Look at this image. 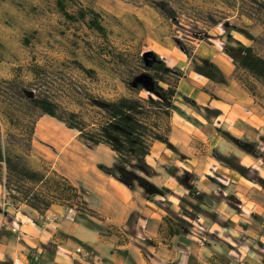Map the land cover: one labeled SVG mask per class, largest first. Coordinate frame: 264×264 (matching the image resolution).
<instances>
[{"label": "crops", "instance_id": "crops-1", "mask_svg": "<svg viewBox=\"0 0 264 264\" xmlns=\"http://www.w3.org/2000/svg\"><path fill=\"white\" fill-rule=\"evenodd\" d=\"M220 40L222 47L200 41L194 56L215 64L225 87L195 74L176 45L152 50L171 68L190 72L184 70L179 86L189 101L177 102L184 115L170 120L169 144H153L128 187L100 170L116 169L114 152L88 149L76 138L72 146L82 160L63 164L62 175L95 216L61 205L44 215L25 205L5 211L0 205V264L15 258L30 264H264V117L258 111L264 109L233 79L235 64ZM225 134L258 145L259 152L241 149ZM79 248L88 255L77 254Z\"/></svg>", "mask_w": 264, "mask_h": 264}, {"label": "trees", "instance_id": "trees-1", "mask_svg": "<svg viewBox=\"0 0 264 264\" xmlns=\"http://www.w3.org/2000/svg\"><path fill=\"white\" fill-rule=\"evenodd\" d=\"M80 0H55L57 13L70 24H83L95 33L99 45L96 50L100 63L86 68L73 61L75 70H80L89 80L97 77L98 71L116 77L125 87L126 94L107 100L96 96L88 87H80L64 78L54 76L52 70H39L33 74V83L29 91L24 82L9 83L8 88L0 91V105L4 108V117L8 129L0 135V185L3 187L8 207L25 205L40 215L46 214L54 205H61L81 214L95 216L82 193L71 181L54 170L45 161L36 165L33 160V142L36 123L42 116H48L77 132V139L88 149L106 146L117 156V167L126 171L129 166L139 165L150 155L156 142L169 144L170 120L175 113L184 115L178 107L180 82L185 71L171 68L155 52L119 50L111 42V31L107 26L108 17L92 7L94 0H87V6ZM132 5L147 6L156 11L165 20L177 23L179 10L172 0H126ZM227 10H234L241 18H247L260 25V12L264 13L263 0H220ZM78 4L79 6H75ZM75 7L74 12L71 8ZM202 24L204 32L196 39H206L208 31L220 23L208 13L196 20ZM252 42L250 46L237 43V48L226 52L235 64L233 79L254 98L264 109V54L256 47L260 39L254 38L246 30L232 28ZM233 40L231 34H227ZM195 41V42H196ZM175 45L187 56L192 71L219 86H228V81L220 69L204 59H195L194 41L186 46L180 40ZM95 65V64H94ZM81 98L75 102V110L64 107V100ZM189 101L188 99L184 98ZM230 141L243 150H249L248 144L229 134ZM254 154V152H253ZM215 157L241 175L245 169L233 158L224 157L215 152ZM104 173L115 177L130 187L121 175L114 170L100 166ZM122 172V173H123Z\"/></svg>", "mask_w": 264, "mask_h": 264}, {"label": "rangeland", "instance_id": "rangeland-1", "mask_svg": "<svg viewBox=\"0 0 264 264\" xmlns=\"http://www.w3.org/2000/svg\"><path fill=\"white\" fill-rule=\"evenodd\" d=\"M172 1L176 2L179 10V18L175 24L165 20L147 6L132 5L126 0H94L92 7L109 16L107 26L112 32L110 40L119 50L133 53L141 49L145 52L152 50L159 52L160 44L175 45L176 39L186 46H191L190 42L194 41L193 46L198 48L200 42L196 39L202 35L204 29L202 24L196 23V20L201 14L208 13L220 24L212 31H208L205 44H218L222 47L220 39H224L223 48L228 50L237 48L239 40L244 39L243 45H251V41L232 30L236 27L260 39L256 47L264 54V13L260 12V25H257L247 18L239 17L234 10H226L220 0ZM87 2V0H80L78 3L87 6ZM73 9L75 10V7H72L70 11L74 12ZM227 34H231L233 40H230ZM100 43L102 41L99 37L90 32L85 25L67 23L57 13L55 0H0V91L8 88L9 83L14 81L18 84L24 82L26 88L30 92L33 91V88L29 86L33 83V74L39 70L38 68H44L47 71L52 70L54 76L64 78L67 84L72 81L77 86L88 87L94 95L107 100L125 95V87L116 77L106 75L99 70L97 77L89 80L85 74L73 67V61L80 62L88 69L99 64L96 50H91V47ZM194 58L200 59L197 55ZM184 70L189 75V70ZM184 98L183 94L178 98L179 106L186 103L187 100ZM63 102L64 107L75 110L74 103L82 102V99H66ZM258 111L260 117H264V110L260 108ZM4 115V108L0 105L1 136L6 134L9 126ZM76 136V132H69L65 125L57 120L48 116L40 117L36 123L33 142L34 163L40 165V160L45 161L62 174L64 165L58 164L59 154L56 153V145L62 141L74 142L77 140ZM262 138L263 136L260 135V156L264 158ZM241 141L244 142V140ZM247 146L252 153L259 152L258 145L256 147V144L249 143ZM63 161L66 165L73 162L66 158H63ZM134 166L136 165H132L128 171L123 172L120 169H114V171L125 181L135 183L138 179L136 174L139 171L137 166ZM4 196L2 200L0 198V205L5 211L8 206L5 207L3 204ZM201 235L208 234L203 232Z\"/></svg>", "mask_w": 264, "mask_h": 264}, {"label": "bare ground", "instance_id": "bare-ground-1", "mask_svg": "<svg viewBox=\"0 0 264 264\" xmlns=\"http://www.w3.org/2000/svg\"><path fill=\"white\" fill-rule=\"evenodd\" d=\"M50 148H51V146H50ZM50 150H52V149H50ZM56 150H57L56 153L59 154L58 159H59L60 163H62L64 165H66V162L63 161V158L64 159L65 158L70 159L73 162H78V161L82 160V155H81L80 151L72 146V142L62 141V142L58 143V145H56ZM52 158H55V157H52Z\"/></svg>", "mask_w": 264, "mask_h": 264}, {"label": "built area", "instance_id": "built-area-1", "mask_svg": "<svg viewBox=\"0 0 264 264\" xmlns=\"http://www.w3.org/2000/svg\"><path fill=\"white\" fill-rule=\"evenodd\" d=\"M4 206L7 207L9 205V203L6 201V198L4 196V202H3ZM17 230L14 229V232H16ZM77 254L79 255H88L83 249L79 248L77 249ZM3 264H30L29 260H27L26 258H15L13 259L11 262H4Z\"/></svg>", "mask_w": 264, "mask_h": 264}]
</instances>
